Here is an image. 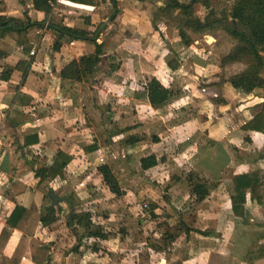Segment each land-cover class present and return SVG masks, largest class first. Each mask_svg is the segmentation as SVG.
I'll use <instances>...</instances> for the list:
<instances>
[{
  "label": "crops",
  "instance_id": "0c3cea01",
  "mask_svg": "<svg viewBox=\"0 0 264 264\" xmlns=\"http://www.w3.org/2000/svg\"><path fill=\"white\" fill-rule=\"evenodd\" d=\"M65 1V3L71 4L70 6L80 11V13H78L79 17L75 15L77 18H62L67 19V22L69 21L68 26L70 27H75L76 25L79 26V30L91 32V30L95 28L92 25L101 22L97 19L103 18L102 22L103 24L105 23L106 26L104 28L102 26L96 34L95 37L98 39L93 37L97 40V43L102 44L106 48L100 56V61L103 56H117L126 53L127 56H136L143 53V55L148 56V52L151 51V49H148L147 44L145 45V41L162 46L160 47L162 52L158 51V53H163L168 48L169 43V45L171 44L169 47H171L174 52L172 54L169 53L170 56L166 59L167 65L175 55L179 57L181 63L177 71H172L170 69L173 74H178V72L180 73L182 70L181 73L185 79L191 75H193V77L188 78L194 79V77L196 78L202 75L200 72H209V63L203 61V59L197 58L198 60L195 59L196 62L194 61L196 70L191 67L192 74H190V71L188 72L191 63L190 58H193L192 55L195 54V51H191L190 49L187 53V57V51H184L183 56L181 55L183 53L178 55L182 47L174 40V26L171 25V28L168 27V31L159 30L154 17H156L155 13L157 12V8L159 9L160 5L164 3V0H115L117 5L112 17H110V15L113 12L114 5L111 0H92L90 5L75 3L69 0ZM151 4H153L152 6L154 7H152ZM31 6V10L25 9L29 11L31 19L42 21L45 14L35 10L32 3ZM6 12L7 11H4V14H6ZM0 14L3 13L0 12ZM6 15L12 16L10 13ZM88 16L91 17V21L84 25V17ZM156 27H158V30ZM48 31H50V33ZM160 31L166 36V46L161 45L162 39H159L161 36ZM171 33L172 35H170ZM106 34L110 42L106 41L108 40L107 37H105ZM99 36H101V38H99ZM29 38L33 42V45L38 46L30 70V73H32L31 76L24 80L22 72L15 71L9 81L0 79V137L4 143L5 150L0 159V166L3 171L0 182V232L6 225L7 217L15 207L14 203L7 200L5 197V191L11 186L13 181H21L27 184L28 191L24 196V202L27 206L31 204H27L26 202L28 194L34 188L35 194L33 200L38 204L42 212H44L45 209L42 208L45 199L43 189L45 185L50 184L52 189L48 192L49 196L50 192L53 190L63 201L57 203L62 209V212L59 214V219L46 227L40 225L35 234V238L48 245L50 248V258L45 264H101L99 260L92 261L91 259L84 258L82 256L83 251L81 247H77L78 245L74 246L72 251L70 250L71 254L69 256H65L64 254L69 227L63 224V217L67 213L68 216L70 213H73L75 207L72 205L70 207L68 206L70 205V197L67 194L61 193V190L64 186L69 184L70 186L73 185L71 187H75L76 192L74 198L78 196L82 201L88 203L91 197L90 192L85 188H79V183L81 182V184H83L88 182L92 175L85 176L86 171H95L97 166L95 167V164L92 163L91 166L84 168L83 172V168L77 171L74 169V166L78 164L77 162L81 163L82 159H92L95 153L113 146L111 143H113V140H116V136H113V138L111 137V130L114 126L106 128L104 132L105 136L102 138L99 137L97 133L98 130L94 134L92 131L94 127L91 126L90 122V114L92 112H97L98 118L105 117L107 114L109 116V114L114 113V120L118 121L121 119V122L137 119L138 123L141 124L139 125L141 129L142 127L146 128L149 124L163 121L165 129H163L159 135L157 134L160 141H148L152 142L151 146H149L151 147L150 154L156 153L162 156V152L166 151L170 153L171 150H176V148H178L177 157L185 163V167L173 163L167 165V160L165 163L159 164L148 170H155L161 165H167L163 167V176L167 174L172 176L182 175L184 174V170H196L205 175L208 179L220 182L223 185L220 188L223 190L222 193H226L225 198H229L233 193L232 175L234 173H240L255 168L264 170V153H258L261 148L264 150V134L254 131H243L241 129L242 125L256 114L264 97L258 102L251 101L252 97L250 96H252V93L244 94L238 92L230 82L218 85L217 83L220 82L218 76L220 67L216 62L213 68L215 71L209 73L215 76L213 84L219 86V88L217 87L218 91L215 92L211 98H206L211 101L210 104L214 107L215 115L219 122L216 121L215 118L211 119V115L204 113V110L208 108H205L208 104L206 102L208 101L206 98L204 99L202 93H195L197 87H195V85L197 83L200 84V82H196L193 79L191 81H185L186 84L183 90L187 92H184V98L182 100L185 99V107L187 110L181 112L180 116H185V114H187L188 117H180L176 110L172 112V106L168 113L163 114L158 107L155 106L157 108L155 109L148 102L135 98L134 91L143 89L140 85L136 84L135 81L132 82L130 81L131 79L120 77L117 72H112V69H110L112 73L108 74L109 63H107L106 69L104 67L99 68L94 75L89 77L88 80H90V83L87 85L89 86L88 89L85 87L81 88V84H74L71 86V88L73 87L72 90H77V99L75 100L71 95L72 90H65L61 87L60 71L70 60L74 58L79 59L83 55L93 53L96 45L93 41L82 38L67 44L66 48L63 47L60 51L54 50L52 48V43L57 37L54 31L48 30L47 28L39 29L34 27L30 29ZM43 42L47 45L45 48L42 47L41 50L40 46L44 45ZM91 42L92 45H94V47L92 46L93 51H90L89 49L91 47L87 45L91 44ZM194 45L195 43L193 46ZM14 46H16V44H14L8 36L4 39H0V73L5 65H17L19 60L28 57L26 52H13L12 48ZM188 61L190 63H188ZM100 64L102 63L100 62ZM125 64L126 63L122 61L121 68ZM168 68H170L169 65ZM118 71H120V69ZM194 72L196 75L193 74ZM108 75L114 77L110 78ZM83 83H86V80ZM91 88L94 90H91ZM82 89H84V91ZM18 90L32 97L31 104L26 100L19 106L18 111L23 112L13 111L15 107L13 100L15 95L18 94ZM256 92L255 90L253 94ZM83 94L87 97H84ZM200 95H202L201 98ZM236 98L245 99L240 101L239 105L237 103V105H235L236 109L234 110L231 108V105H233L232 102L236 100ZM248 98L250 101L244 103ZM182 102L183 101L178 104H182ZM220 102L224 105L225 109H228L227 107L231 108H229L230 111H232L230 115H228L227 112H218ZM104 103L107 105V108H109L108 112L105 111V109L102 111L99 107V105ZM194 106L196 107L194 108ZM161 113L162 116H160ZM235 115L241 116V119H238L237 122L234 120ZM151 119L154 120L152 121ZM123 127L124 126L121 128ZM124 128H126V126ZM87 130H89V134ZM125 130L126 132L124 133L127 134L130 131L128 129ZM90 137H92V140L89 141ZM106 139H110L109 146H104V148L102 147L99 151L91 152L89 154L91 157L89 158V155L84 149L85 146L92 144L95 140L101 142ZM129 139L130 137H127L126 142ZM210 140L216 141V145L213 146L203 158L194 162L193 156ZM143 145V141H138L136 146L129 142L126 148L127 154H135L136 156V153L142 152L143 155ZM78 148L79 151H77ZM232 148L237 149L236 152H239V157L236 158L233 155ZM43 149L45 151H42ZM58 149L70 152L75 155V159L57 178L52 180L47 179L39 183V179L34 177V170L33 177L29 178L28 175H30L32 170L26 172V167L24 171L21 169L25 164H29L28 166L30 169H36L40 166H49L52 163L53 153ZM46 151L50 153H45ZM40 157L43 159L37 161L33 159ZM97 161L98 160H95V163ZM99 164L101 163L97 165ZM95 172H97V170ZM159 178L160 177L153 178V185L151 188L153 191L152 194H156L157 192L156 189L158 188H156V182H159ZM93 184L97 189L104 186L100 174L96 178H93ZM58 186H60V188ZM167 186L170 187V195L176 199H187L191 194V189L184 184L171 182ZM214 195L215 197H213V199H216V195L219 196L220 193L215 192ZM228 204L229 206L226 207V209L231 207L230 202ZM51 206L52 208L55 207L53 206V201ZM220 207L223 208L222 205H220ZM247 207L253 218H264V208L262 206L254 205L251 201H248ZM209 212L215 216L220 214V211ZM133 223L137 226L138 230H141L140 221L135 220ZM206 223L207 226L205 229L199 228V226L196 225L193 226V228L202 230H210V228H212V230H216L217 233L213 234V236H204L197 233L194 237L196 232L192 231L189 238L185 239V245L191 249V252L195 249L196 253L192 252L191 254L190 252L187 255H183V257L177 255L175 260L171 263L169 262V264H245L242 261V253L250 243V241L243 236V231L246 227L227 224L224 229L219 232L217 224L211 225L209 222ZM69 226L71 227L74 237H76V241L79 242L83 240L84 236H81V231H79L80 233L77 231L78 229L73 225V222L69 224ZM75 229L76 231H74ZM105 229L108 230V228ZM126 230L128 231V235H126L125 239L122 237L117 239L118 237L115 236H110L109 239L113 240L112 238H116L115 240L117 242H126L127 244L132 240L133 245H139V243L133 242V234L130 233V227H127ZM61 232L64 233L65 239H61ZM141 233L144 234L142 231ZM21 236L22 232L20 230H13V234L4 250L5 256L10 257L13 255ZM159 236L160 233L156 232L152 237V241L157 243L160 240ZM183 236L185 237V234H183ZM90 239L88 238V240ZM180 239L183 240L181 236H179L177 241L173 242V248L171 249L174 252L177 248L176 245H178L179 248L183 247L179 241ZM236 240H238L237 242L240 246L235 245ZM98 241L95 240L94 245L96 243L99 245L102 242L104 243V241L100 239ZM105 241L107 242L108 240ZM148 242L150 243L149 240H147L146 243ZM146 243H140L139 247L136 246L137 249L140 247L142 248ZM179 253H182V251L180 250ZM133 258L134 257L128 255L123 257L120 262L122 264L126 263L125 260L133 261ZM137 259H139V256H137ZM22 264L35 263L29 257H26L22 260ZM258 264H264V259L260 260Z\"/></svg>",
  "mask_w": 264,
  "mask_h": 264
},
{
  "label": "trees",
  "instance_id": "16d2710c",
  "mask_svg": "<svg viewBox=\"0 0 264 264\" xmlns=\"http://www.w3.org/2000/svg\"><path fill=\"white\" fill-rule=\"evenodd\" d=\"M75 3L90 5L92 0H69ZM142 1V0H141ZM4 0H0L3 4ZM114 5L113 12L110 17L114 15L116 8V1L111 0ZM35 10L43 12L45 17L42 21L32 20L29 11L24 10L23 18L10 17L6 14H0V39L9 37L14 44L22 46L27 54V58L18 61L17 65H5L0 73V79L9 81L15 71L22 72V77L26 80L32 73H30L34 56L30 55L33 48V42L29 38V30L32 28L44 29L54 31L57 39L52 43L54 50L60 51L67 44L75 40L82 39L79 29L70 27L68 25L59 24L54 20V8L58 5V0H31ZM214 0H190L188 3H183L178 0H165L160 5L159 10L163 12L173 13L176 20L182 28L191 30L195 34H211L214 32H222L232 40L235 44L232 46L228 54L220 58V72L218 74L222 85L226 82L232 83L234 88L241 93L251 94L255 90H264V0H234L233 4L227 10L222 12L213 8ZM205 9L204 16L199 15V9ZM15 21V24L13 23ZM91 21V17H84V25ZM103 23H99V27ZM157 26V25H156ZM158 29V27H156ZM85 32V31H84ZM163 40H166L164 33L161 31ZM96 44V51L81 56L79 59L70 60L64 68L60 71L61 87L63 89L72 90L70 88L74 84H81L89 77L94 75L99 69L100 55L104 51L103 45L97 43L94 38H88ZM42 47H46L43 42ZM116 56H110L109 67L113 65ZM178 56H174L168 62L172 71H177L180 67ZM238 64H244L245 69L242 71L226 77L224 73L229 67H234ZM121 67L118 64L114 72H117ZM118 68V69H117ZM159 84H154L151 87H143L134 91V96L138 100L154 104V106H161L166 100L169 99V90H164ZM71 95L77 99V90H72ZM31 95L19 92L15 95L13 100L15 112L24 101H29L31 104ZM153 101V103H152ZM111 112V109H110ZM109 120L114 121V113L109 114ZM243 131H254L264 134V100L256 114L246 121L241 127ZM154 142H159V137H155ZM110 139L101 142L94 141L92 144L85 146L87 154L97 151L104 146H109ZM216 145V141L210 140L206 143L200 151L193 156V161L197 162L203 158L209 150ZM75 159V155L63 149H58L52 155V163L49 166H40L34 169V177L39 179V183L47 179H55L60 176L68 165ZM167 157L165 155H157L146 153L140 157V162L145 169H151L159 164L165 163ZM98 172L103 179V185L109 189L116 197H123L126 192L122 187L121 182L114 173L112 167L108 163H101L97 166ZM175 182L184 184L191 189V194L187 199H182L185 202V208L190 210H197L203 203L208 202L211 198L215 197L214 193L223 186L220 182L212 181L205 175L196 170L190 169L182 175H173ZM233 193L225 202H230L231 207L220 209L219 223L211 222L210 224H217L218 230L227 225L225 217L231 218L234 225L244 226L248 229L243 231V236L250 241L246 250L242 253V261L245 264H258L264 259V218H253L248 209V201L254 205L264 206V170L255 168L246 170L232 175ZM223 188V187H222ZM221 190V189H220ZM28 191L27 184L21 181H13L11 186L5 191L7 200L14 203L15 207L11 214L7 217L6 225L0 232V264H22V260L29 257L35 264H45L50 258V248L48 245L42 243L39 239L35 238V234L40 225L43 227L53 224L59 219V214L62 212L60 205L55 207L48 206L44 212L33 200L30 205L24 202V196ZM69 204L75 207L74 200L69 198ZM72 208V207H71ZM159 204L155 201L150 202L149 214L153 228L150 232H161L164 225H169L168 217L161 221L162 215L156 213ZM70 213L68 216L69 224L76 222V226L83 228L85 236L88 238H96L100 240H108L110 236L122 234L127 235L128 231L122 229L120 232L113 230H106L100 223L95 222L93 219L95 213L92 209L77 210ZM77 210V211H76ZM73 215V220L71 216ZM232 224V223H229ZM174 227L173 225H171ZM179 229H181L186 238L192 231L204 235L213 236L216 230H202L191 227L188 223L180 221ZM221 228V230H220ZM18 229L22 232V236L17 244L12 256L4 255V250L8 244L13 230ZM162 238L168 243L176 242L179 235L175 234L170 227L164 229ZM148 239L144 234L136 232L134 235V243H146ZM78 249V248H77ZM96 249V247L94 248ZM97 250V249H96Z\"/></svg>",
  "mask_w": 264,
  "mask_h": 264
},
{
  "label": "rangeland",
  "instance_id": "374dc122",
  "mask_svg": "<svg viewBox=\"0 0 264 264\" xmlns=\"http://www.w3.org/2000/svg\"><path fill=\"white\" fill-rule=\"evenodd\" d=\"M178 1L186 3L189 0H178ZM65 2H66L65 0L60 1V2L58 1L59 4L55 6L54 8L55 12H54V17H53L55 21H58V20L60 21L63 17H67V19L77 18L76 16L79 17L78 13H80V11L73 8V6H70L71 4H67ZM233 2L234 0H214L213 8L217 9L218 11L220 10L222 12L223 10H227L228 8H230ZM152 5L153 4H151V6ZM31 8H32L31 0H4L3 4H0L1 13L4 14V11H7L6 14L10 13L12 15L11 17L15 16V18H22L24 16L23 15L24 10L25 9L31 10ZM197 13L199 15L204 16L206 13V10L201 8L197 11ZM155 14H156V17L154 18H155L156 24L159 27V30L162 29V30L168 31L167 29L168 27L171 28V25L174 26L175 28V34L173 32L174 40L175 42L179 43V46L182 47V50H179L180 52L178 55L183 53L181 54L183 56L184 51H187L186 52V57H187L188 56L187 53L190 51V49L191 51H195L194 52L195 54L192 55L193 58L192 57L190 58L191 63L188 61V63H190L189 65L190 70H188V72L190 71V74H192L191 67H193V69L196 70L194 61L196 62V60H198L197 58L203 59V61H207L209 63L208 68H210L208 71L213 73L215 71L213 70L215 62L217 64H220V58L228 54L232 46L235 44L234 40H232L230 37H228L222 32H214L211 34H195L191 30L182 28L180 24L178 23V21L176 20V16L173 13L171 14L168 12H163L157 8V12ZM33 17L36 18L35 16ZM67 19H63L62 22H59V21L58 22L59 24L68 25L69 21L67 22ZM102 19L103 18H100L97 20L99 22L101 21L100 23H103ZM92 26L95 28H93L91 32H88V31L84 32V30H79V31H83V32H80L81 33L80 35L84 37L85 39H88L90 37L93 38L96 36L98 31L102 28L103 24L100 27H99V24L92 25ZM78 27L79 26L75 25V27L73 28L78 29ZM48 32L50 33V31ZM160 35H161V31H160ZM170 35H172V33ZM105 37H107L108 39L106 41L110 42V39L108 38L107 34L105 35ZM99 38H101V36H99ZM159 39L160 40L162 39L161 45L163 46L167 45L166 41L163 40L162 36H160ZM89 41L91 40L89 39ZM194 43L195 45L193 46ZM146 44H147L148 49H151V51L148 52V56L143 55L144 53L140 55H136V56H127V53L123 55H117L116 60H114L115 62H113L114 63L113 65L115 66L109 67L108 65L109 72L107 71V73L110 74L114 72V68L116 69L119 63L121 64L122 61L125 62L126 64L123 65L122 68L120 67V71H117V74H119L120 77L122 78L126 77V79L127 78L131 79L130 81L132 82L135 81L136 84L140 85V87L142 88L143 87L148 88V87L153 86L154 84L157 85L160 83L159 86L161 88H163L165 91L169 90L170 97L161 106H156V107H158L159 110L162 111L163 114H165L170 111V108L172 106V112L176 110L180 116L181 112H185L187 110L185 107V99L182 100L184 98V95H183L184 92H187V91H184L183 87L186 84L185 81L187 80L191 81L193 79V78L192 79L188 78V77H193V75L188 76L187 79H185L183 74L181 73L182 70L180 73L178 72V74H173L170 71V68H168L166 59L167 57L170 56L169 53L172 54L174 52L173 49L169 47L171 46V44L169 45L168 43V48L163 53H158V51L162 52L160 48L162 46L155 44V43L153 44V42L148 43L145 41V45ZM87 45L91 47L89 50L93 51L94 45H92V42L91 44H87ZM64 48H66V46H64ZM96 49L97 47L95 48L94 52L96 51ZM103 49L106 50L104 46H103ZM100 62L102 64L99 63L100 65L99 68L104 67L106 69L107 63L110 62V56L108 57L103 56ZM110 69H112V72H110ZM243 69H245V65L238 64V65H235L234 67L227 68V70H225L224 73L226 74V77H229L231 75H234L242 71ZM209 72H206V73L205 71L200 72L202 73V75L196 78L194 77L193 79L196 82H200V84L197 83L195 85V87L197 86L195 93L196 94L198 92L202 93L204 95L203 96L204 99L206 97L211 98V96L215 94V92H217L219 88V86H216L215 84H213V79L215 76H212V74ZM193 74H195V72ZM111 75H108V76H110V78L114 77ZM89 83H90V80H86V83H83V84L81 83L80 87L81 88L85 87L88 89L89 86L87 85ZM82 90L84 91V89ZM91 90H94V89L91 88ZM256 91H257L256 93L254 94L252 93V96H250L252 97L251 101L258 102V101H261L262 97H264V90L257 89ZM201 96L202 95H200V98ZM84 97H87V96L84 95ZM208 98H206L208 101L206 103L208 104L205 107V108L207 107L208 108L204 110V113L211 115V119L215 118L216 121H218V119L216 118L217 116L215 115L214 107L211 106L210 104L211 101H209ZM244 99L245 98H236V100H233L232 102L233 105H231V108L235 110L236 109L235 105H237V103L239 105L240 101ZM181 101H183L182 104H178ZM248 101H250L249 98L246 99L244 103H247ZM219 104H220L219 105L220 108L218 109V112L223 111L222 113L227 112L228 115L231 114L232 111H230L231 109L230 107H227L228 109H225L224 105H222L221 102ZM151 105L152 107L157 109L154 106V104H151ZM99 107L102 111L103 109H105V111L107 112L109 110V108H107V105L105 103L102 105H99ZM195 107L196 106H194V108ZM162 113L160 114V116H162ZM223 115H220V116H223ZM180 117L184 118L188 116L187 114H185V116H180ZM234 117H235L234 120H236L235 122H237L238 119H241V116L239 117L238 115H235ZM90 119H91L90 121L91 126L94 127L92 131L95 134V132L98 130L97 133L99 134L100 138L105 136L104 132L106 128L114 126V128L111 130L112 132L111 137L113 138V136H116L115 138L116 140H113V143H111L113 145L111 146L112 148L108 146H107L108 148L106 149L101 148L102 151L98 150L99 152L95 153L94 156H92V159H88V160L82 159L81 163L77 162L78 164H75L74 169L78 171L80 168H83L82 169V172H83L84 168L91 166L92 163H94L96 167L98 166L97 165L98 163L107 162L112 167L114 173L116 174L119 181L121 182L122 187L125 190L126 194L123 197L118 198L116 197L115 194H112L107 187L102 186L101 188L97 189V187L93 184V178H96L100 174V173H97L98 172L97 167H96L97 172H95L96 170L95 171L92 170L91 172L86 171L85 176L92 175L91 179L88 182L83 183V184H81V182L79 183V188L81 189L85 188L86 190L90 192L91 197L88 203H86L85 201H82L80 198H78V196L74 198L76 192H75V187L74 188L71 187L73 185L70 186L69 184L67 186H64L61 190V193L67 194L71 199L74 200V203L76 204L74 209H77V210L92 209L93 210L92 212L95 213V217L93 220L97 223H100L104 228H108V231L114 229L115 231L120 232L122 229H126L127 227H130L131 229L130 233L133 234V241H134L135 233L140 232V231H142L148 239H151V241L150 243L149 242L146 243V245H144L142 248L140 247L138 249L137 247H139L140 244L133 245L132 240L131 241L129 240L130 241L129 242L130 245H129L126 242H117L115 240L116 238H112L113 240L108 239L107 242L105 240H102L104 241V243L102 242L100 245L96 243L94 245V241L95 240L98 241L99 239L91 238L92 239L91 241V239L89 238L90 240H88L87 236H85V233H84L85 230L81 227L76 226V222L74 221L73 225L76 227V229H78L77 230L78 232L81 231V236H84L83 240H80L79 242H77L76 237H74L71 227L69 226V218H68V213H67L63 217L64 218L63 224L69 227V230L67 231V239H66L67 245L64 250L65 256H69L71 254L72 248H74V246H77V245H78L77 247H81V250L83 251L82 256L84 258L89 259V260L91 259L92 261L99 260L101 261V264L102 263L103 264H119L120 260H122L123 257L128 256V255H130L131 257H134L133 258L134 260L133 261L125 260L126 263H122V264H128V263L129 264H161V263L169 264V262L171 263L175 260V257L177 255L183 257V255L189 254L191 252V249L185 245L186 235L184 237L183 236L184 232L178 228L180 221H184L188 223L191 227L196 225V226H199V228H203V229H205V227L207 226L206 222L219 223L221 216L212 215L210 214L209 211L218 212V211H221L220 209H222L220 205H222L223 209L229 206L228 204L229 202L228 201L225 202L226 200H228V198H225L226 193H222L223 192L222 189L221 190L217 189L216 193H220V195L219 196L216 195V199L211 198L208 202L201 204L197 210H190L188 208H185L186 201L181 200V199H176L170 195V190H169L170 187H168L167 185L171 182H175V180L172 178L173 176L170 174L163 176L164 175L163 167H166L170 163L179 164L180 166L185 167L184 165L185 163H183V161L177 157L178 148H176V150H171L170 153L166 151L162 152L161 155H165L167 157V160H168L167 165H161L159 166V168H156L155 170H148V169L143 168L140 162V157L142 156V152L136 153V156L135 154H130V155L127 154L128 152L126 148L129 142L131 144H134V146H136L138 141H141V142L143 141V144H144L143 145L144 148L142 146L143 151H144L143 153L144 154L146 153L147 155H149L151 152V147L149 146H151L152 142H148V141H154L153 139L155 137H158V135L163 131V129H165L163 121L156 122L155 124H149L146 128L142 127L141 129L139 127V125L141 124L138 123L137 119L133 121L130 120V121H125V122L123 121L121 122V119H119L118 121L114 120L113 122H111L109 120L108 114L107 116L105 115V117L98 118L97 112L95 113L92 112L90 114ZM151 120L153 121L154 119H151ZM106 123L110 125H107ZM122 126L124 127L126 126V128L124 127L121 128ZM125 129L130 130L128 134L124 133L126 132ZM87 132L88 134L90 133L89 130H87ZM127 137H130V139L126 142ZM90 140H92V137L89 138V141ZM42 151H45V150L43 149ZM77 151H79V148L77 149ZM232 151H233V155L236 158L239 157V152H236L237 149H233ZM45 153H50V152L46 151ZM258 153H264L263 148H261ZM41 157L33 158V159L37 161V160L43 159ZM90 157L91 156L89 155V158ZM95 160H98V161L95 163ZM128 162L130 163V165ZM28 165L29 164H25V166L21 169L24 171L25 170L24 168L26 167L27 168L26 172H29V170L30 171L32 170L30 175H28L29 178H31L33 177L34 168L30 169ZM186 172L187 171L184 170V173ZM154 177H160L159 182L158 181L156 182L157 184L156 188H158L156 189L157 190L156 194H152L153 191L151 190ZM58 187L60 188V186ZM50 189H52V186H50V184L45 185L43 189L45 193V199H44V203L42 204V208H45L44 211L46 210L48 206L52 205V199L50 198L49 193H48ZM34 194H35V190L33 188L32 191L28 194V197H27L28 199L26 200L27 204L32 203L34 199L33 197ZM152 201H155L156 203L159 204V208L157 209L156 213L162 215L161 221H163V219H166L167 217L169 221V225H164L162 227L160 236H159L160 240L157 243H154L152 241V237L155 235L156 232L155 233L150 232L152 228L154 227L153 224L151 223L150 214H149L150 202ZM68 206L70 207L71 205H68ZM68 211H69V208H68ZM225 219H226L227 224L229 223L233 224L232 216L231 218L226 216ZM135 220L140 221L141 230H138L137 226L133 223ZM171 225H173L174 227H172ZM168 227H170V229L173 230L175 234L181 236V238L183 239V240L181 239L179 240L181 242V245H183V247L179 248L178 245H176L177 248L175 252L171 249L173 248V243H170V242L168 243V241L164 240L161 236L164 229ZM244 229L246 230L248 228H244ZM196 234L197 233L194 234V237L196 236ZM114 236L118 237L117 239H119V237H122L124 239L126 238V235H122V234H118ZM62 238L65 239V235L63 232H61V239ZM237 241L238 240H236L235 245L240 246ZM95 247L97 250L94 249ZM180 250L182 251V253H179ZM192 252L196 253L195 249H193ZM137 256H139V259H137Z\"/></svg>",
  "mask_w": 264,
  "mask_h": 264
},
{
  "label": "built area",
  "instance_id": "2783aa9c",
  "mask_svg": "<svg viewBox=\"0 0 264 264\" xmlns=\"http://www.w3.org/2000/svg\"><path fill=\"white\" fill-rule=\"evenodd\" d=\"M58 1L60 2V1H64V0H58ZM37 49H38V46L37 45H33V48H32V50L30 52V55L34 56L36 54V50ZM12 51L13 52H22V53L25 52L24 48L22 46H18V45L14 46L12 48ZM4 151H5L4 150V143H3V141H2V139L0 137V159H1L2 155L4 154ZM2 173H3V171H2L1 166H0V182H1V179H2Z\"/></svg>",
  "mask_w": 264,
  "mask_h": 264
},
{
  "label": "water",
  "instance_id": "95a60500",
  "mask_svg": "<svg viewBox=\"0 0 264 264\" xmlns=\"http://www.w3.org/2000/svg\"><path fill=\"white\" fill-rule=\"evenodd\" d=\"M14 24H15V21L13 22ZM106 26V24L104 23L103 24V28ZM50 197H51V199H52V201H53V206H55L58 202H62L63 201V199L62 198H59L56 194H55V192L52 190L51 192H50ZM72 220H73V215H72ZM74 231H76V229L74 230Z\"/></svg>",
  "mask_w": 264,
  "mask_h": 264
},
{
  "label": "bare ground",
  "instance_id": "6f19581e",
  "mask_svg": "<svg viewBox=\"0 0 264 264\" xmlns=\"http://www.w3.org/2000/svg\"><path fill=\"white\" fill-rule=\"evenodd\" d=\"M211 175V174H210Z\"/></svg>",
  "mask_w": 264,
  "mask_h": 264
}]
</instances>
